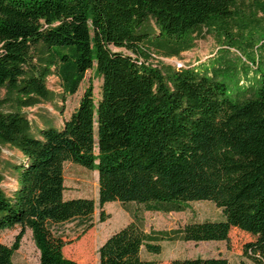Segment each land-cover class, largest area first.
<instances>
[{
  "label": "trees",
  "instance_id": "trees-1",
  "mask_svg": "<svg viewBox=\"0 0 264 264\" xmlns=\"http://www.w3.org/2000/svg\"><path fill=\"white\" fill-rule=\"evenodd\" d=\"M236 1L0 0V89L13 94L17 107L0 111V143L21 156L9 192L0 175V234L19 228L11 245L0 244V264H13L25 230L36 264H78L63 255L57 227L79 219L91 228L95 204L64 199L65 162L97 172L101 222L110 202L130 217L98 248V264H157L142 251L157 255L162 241L228 243L232 229L254 238L243 255L264 264V40L255 44L261 74L235 88L207 68L181 66L163 75L139 60L145 52L180 58L193 48L197 28L233 19ZM252 3L264 7V0ZM150 19L156 32L146 27ZM38 48L44 57L35 67ZM93 67L100 99L94 103L87 87L60 130L33 136L20 109L47 97V77L55 75L62 92L73 95ZM193 201L212 202L223 219L147 233L139 211L128 208L178 213ZM170 264L228 262L177 258Z\"/></svg>",
  "mask_w": 264,
  "mask_h": 264
},
{
  "label": "rangeland",
  "instance_id": "rangeland-1",
  "mask_svg": "<svg viewBox=\"0 0 264 264\" xmlns=\"http://www.w3.org/2000/svg\"><path fill=\"white\" fill-rule=\"evenodd\" d=\"M233 19L217 25L197 28L192 35L194 45L190 51L181 54L180 58H164L145 52L140 61L158 69L163 75L181 66L197 70L207 68L214 72L230 88L248 84L261 74L255 70L259 63L258 50L255 44L264 40V7L255 5L252 0H237L232 6ZM150 32L156 27L150 19L146 23ZM233 43L235 46H230ZM44 53L38 48L33 54L32 64L41 65ZM225 67L227 70H225ZM87 87L92 88L94 103L100 99L101 78L95 68L88 70L73 95L62 92L60 81L55 75L46 79L48 95L40 98L32 106L20 109V113L29 121L31 134L38 136L41 129L54 128L60 130V124L67 119L76 108L80 96ZM17 110L13 94L0 89V111L10 113ZM96 153V149L94 151ZM21 160L20 153L13 147L0 143V175L3 178L1 187L9 192L14 188L13 165ZM65 200L76 198L92 199L95 209L91 218V228L86 229V222L79 219L59 225L58 233L66 242L63 255L78 264H98V248L109 235L129 223L130 217L118 202L106 203L102 207L105 220L100 221L98 205L97 172L89 171L77 164H63ZM184 209L178 213L163 214L144 212L142 206L129 205L131 210H138L143 217L145 232L170 231L183 226L187 221H221V210L210 201H193L183 203ZM19 228L4 231L0 234V244L11 245ZM254 238L239 230L232 229L228 243L225 242H182L162 241L159 243L161 252L149 255L142 251V257L153 259L157 264H170L173 259L213 258L221 257L228 264H254L243 255V245ZM38 252L33 244L31 232L25 230L18 249L12 257L13 264H36Z\"/></svg>",
  "mask_w": 264,
  "mask_h": 264
},
{
  "label": "crops",
  "instance_id": "crops-1",
  "mask_svg": "<svg viewBox=\"0 0 264 264\" xmlns=\"http://www.w3.org/2000/svg\"><path fill=\"white\" fill-rule=\"evenodd\" d=\"M129 216V215H128ZM108 238V237H107Z\"/></svg>",
  "mask_w": 264,
  "mask_h": 264
}]
</instances>
